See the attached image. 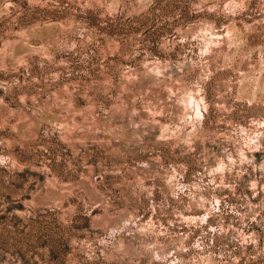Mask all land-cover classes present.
<instances>
[{
	"label": "rangeland",
	"instance_id": "374dc122",
	"mask_svg": "<svg viewBox=\"0 0 264 264\" xmlns=\"http://www.w3.org/2000/svg\"><path fill=\"white\" fill-rule=\"evenodd\" d=\"M0 264H264V0H0Z\"/></svg>",
	"mask_w": 264,
	"mask_h": 264
}]
</instances>
